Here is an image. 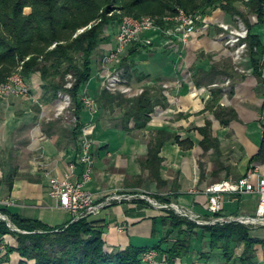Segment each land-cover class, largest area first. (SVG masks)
<instances>
[{
  "label": "crops",
  "instance_id": "0c3cea01",
  "mask_svg": "<svg viewBox=\"0 0 264 264\" xmlns=\"http://www.w3.org/2000/svg\"><path fill=\"white\" fill-rule=\"evenodd\" d=\"M260 33H264V29ZM261 38L264 40V36L261 35ZM175 41L178 42V39L175 38ZM207 41L211 42V46H208L209 50H205L213 51L217 44H214L216 37L209 35ZM108 46L111 49L115 43H109ZM194 49L188 50L190 54H185V59L189 61L177 62L175 58L173 66L169 60L168 63L156 65L154 77L141 85L149 88L159 82L163 83L166 99L155 107L149 122L142 129H135L133 122L125 126L123 118L115 115V112L121 110L119 107L111 109L100 105L98 99L102 90L99 77L102 68L101 62H98L100 59L94 55L95 76L89 81L88 92L97 99L100 109L88 130V135L93 140L95 163L87 188L94 195L95 202H100L115 192H143L160 202L190 208L206 217L209 213L205 190L214 183L213 179L216 180L215 183L231 180L236 175L230 176L229 173L239 174L238 167L245 168L242 176L246 173V167L258 168V172L264 175V164L250 161L258 153L262 140L260 120L264 117V80L254 75L249 56L244 58L245 74L238 75V79L231 80L226 75L222 76L223 74L213 81L208 77L202 78L205 75L198 76L197 71H210L214 62H197L192 57L195 54L193 51L200 48ZM145 54L140 53L139 58L143 59ZM152 55L155 57L157 54ZM144 73L145 77L150 74L148 69H144ZM195 79H198L199 84L195 83ZM218 93L220 99L215 105L213 96ZM39 96L35 94L34 98L38 99ZM57 103L55 99L40 108L33 99L17 95L0 96V152L11 151V148L17 152L12 160H8L7 156L2 157L6 158V162L0 164V197L13 201V205L8 207L11 214L39 220L49 227L63 226L72 219L70 213L58 209L55 201L49 197V177L65 179L71 174L70 166L77 161L79 153L74 127L62 125L63 120L56 118L48 119L42 125L40 116L45 111L50 114ZM50 105L53 107L50 108ZM217 107L227 110L226 115L229 111L227 116L234 119H225L226 125L221 124L217 117L220 108ZM88 119L85 111L80 113L82 123ZM207 123H210L212 136L219 141L218 152L213 149L205 151L200 145L203 137L199 130ZM58 127L62 128V132L57 131ZM159 131L170 136L159 135ZM174 136L180 141L189 139L193 146L189 150L182 149ZM152 149H158L157 157L160 162L157 164L148 162L149 151ZM204 155H209L207 161L203 160ZM231 162L233 165L230 166ZM79 175L80 169L77 168L71 178L75 179ZM10 179L11 189L6 185ZM257 203L255 196L226 195L221 215L254 216ZM57 210L63 211L68 218L53 225L45 219L44 213ZM168 212L157 210L146 201L137 200L114 204L88 219L101 229L104 250L111 253L125 250L129 246L152 248L170 228L163 224L160 236H156L155 224ZM119 225L125 229L118 231L116 227ZM156 238L155 243L149 245ZM260 239L264 240L262 237ZM256 248L253 262L264 264V245Z\"/></svg>",
  "mask_w": 264,
  "mask_h": 264
},
{
  "label": "trees",
  "instance_id": "16d2710c",
  "mask_svg": "<svg viewBox=\"0 0 264 264\" xmlns=\"http://www.w3.org/2000/svg\"><path fill=\"white\" fill-rule=\"evenodd\" d=\"M104 1L107 0H0V62H11L12 64L23 62L21 73L24 76L38 74L42 89L41 99L44 103L50 104L57 99L58 92L66 90L73 101L74 115L77 118L74 129L75 139L78 138L83 126L80 113L84 111V105L80 100V93L92 78L93 57L96 49L108 41V38L103 36L102 30L106 24L102 20L104 15L98 14L102 8L100 3ZM112 1L124 3L122 10L125 13L143 7L140 14L145 13L152 18H157V25L165 27L164 29L168 26H165L161 21L165 17L163 14L175 16L179 9L189 14L196 10L207 11L217 8L227 14L243 17L249 29L245 42L248 45V56L253 73L258 79H262L264 40L261 35L264 36V33L260 32L264 29V0H249L246 3V7L257 17L256 25H251L243 13L238 10L239 8L235 6L238 0ZM149 5H153V8H150ZM27 7L31 8L29 15L24 13V9ZM96 18L101 19L99 24L76 34L79 29L86 27ZM121 19L115 18L118 25ZM168 24L172 26L173 22ZM51 47L54 48L50 49ZM139 48V44H134L128 52V59H131L132 63L140 54ZM125 64V62L122 63V66ZM228 69L231 70V68ZM197 72H199L198 76L204 74V78L208 77L211 81L215 75L226 74V71H220L215 66L208 72L202 70ZM68 76L73 78L74 83L71 89L67 90L64 89V86ZM125 76L129 77L130 75L125 72ZM144 78L146 77L143 76L139 81ZM195 83L199 84L198 79H195ZM157 89L147 87L142 94L133 98H126L120 93L113 94L103 90L98 101L105 108L112 109L114 106L121 108L125 126L133 122L135 129H142L149 122L150 114L155 107L164 100L166 101L164 95L161 94L163 92ZM213 98L216 105L220 99L219 93L214 94ZM226 111L220 108L217 114L221 124L224 125L228 119H234L228 117L229 111L227 115ZM225 119L227 121H224ZM199 132L203 137L200 142L202 148L205 151L213 149L218 152L219 141L212 136L210 123H207ZM160 134L170 136L162 131H159ZM174 137L177 144L184 150H189L193 146L189 139L180 141L177 136ZM158 143L161 144V142ZM157 152L158 149L149 151V163L160 162ZM250 161L264 164V134L258 153ZM6 185L11 189V179L7 180ZM0 212L7 215L19 230L26 232L12 231L6 226V222L0 220V239L12 236L17 240L16 246L9 245L7 247L5 256L7 261L13 254H17L19 257L17 264H145L142 262V254L148 248L129 246L122 251L105 252L101 229L95 227L88 218L73 223L68 222L59 227H49L39 220L26 219L20 215L11 214L8 207H1ZM161 221L163 224L169 225L170 228L152 248L159 252L158 264H177V262L184 261L192 250L193 238L196 234L200 236V239L208 235V240H206L208 245L211 249H217L222 253L226 264L232 261L234 248L239 244L243 245L242 253L232 264H254L256 247L264 245V240L254 237L250 229L234 223L223 226L198 225L180 218L172 212H168ZM174 233L176 234L175 240H170V236ZM166 244L170 245L167 249L163 247Z\"/></svg>",
  "mask_w": 264,
  "mask_h": 264
},
{
  "label": "rangeland",
  "instance_id": "374dc122",
  "mask_svg": "<svg viewBox=\"0 0 264 264\" xmlns=\"http://www.w3.org/2000/svg\"><path fill=\"white\" fill-rule=\"evenodd\" d=\"M248 2L249 1L238 0V2H236L235 6L237 8H239L238 10L241 13H243V15L247 18V20L251 23V25H256L257 17L251 12V10L249 8L246 7V3H248ZM100 4H101L102 8L99 10L98 14L104 15L102 20L106 24L102 28V30L104 32L103 36H105L106 39L108 38L107 39L108 41L106 43L104 42L105 44L104 43L102 44V47H103L102 49H101V46L96 49L95 56L100 59V61H98L99 63L101 62V60L104 57V55L106 54V52L109 50V48H110L108 46L109 43H115L114 38L117 35L118 29H119V25L117 23V20L115 21V18L124 19L127 17H132L135 19H142V18L151 17L150 15L145 14V13L140 14V11H141V9H143V7L138 8V9L135 8V10H132L130 13H125L122 10L123 9L122 5H124V3H120V2L115 3L112 0H107V1L101 2ZM149 7L153 8V5H149ZM144 9H146V7H144ZM192 11H194V10H192ZM197 11H199V12H197ZM30 12H31L30 7H27L24 9V13L26 15H29ZM180 12H182L184 15H192L193 16V23L188 27L189 31L187 33V42L185 44H183L180 41V36H178L179 35L178 33H176V35H172V36L168 37V35L166 34L167 33L166 29H164L165 27H161V25H160V28L162 30H164L165 34H161L159 36V38H155V37L152 38L151 35L145 36V38L151 37V39H153V40H151V44L147 45L146 48L143 47V49L146 51L145 52L146 54L144 55L143 59L139 58L140 54H138L134 60L135 62L132 63L133 61H131V59H128V57H129L128 52L132 49L134 44H138V43L135 42V43L131 44L130 46H127L126 50L121 55V58L119 60V66L121 68H123V70H124L123 79L125 78L126 80H128L130 82L129 85H131L134 89L144 88V87H141V85L144 83V81H147L151 77H154L153 76V70L155 69L156 65H160L161 63H166L167 60H169V63L170 64L172 63L171 66H173L174 65L173 61L175 58H177L176 59L177 62H182L185 60L189 61V59H185V54H187V53L190 54V52L188 50H195L194 48H200V49L196 50L195 52L193 51V53H195V54H193V56L191 55L192 57L195 58V60L197 62H199L200 60L202 62H208V61L211 63L214 62V66H217L218 70L226 71L225 72L226 74L215 75L212 79L217 80V79H219V77H221V75L222 76L226 75L227 77H230V79L232 80L233 78H237L238 75L241 76V75L245 74L244 72H245V67H246L245 63L246 62H245L244 58L248 57V45L245 42V40L247 39L248 34L244 40H241L238 44H235L234 46H230V36H233V35L236 36L237 33L242 34L245 31L248 33L249 29H248L247 24L245 23L243 17H241L239 15H235V14L234 15L227 14L224 11L217 9V8H211V9H208L207 11H205V10L203 11L202 9L196 10V12H191L189 14H187L185 11L179 9L178 13L175 16L164 13L163 16H165V17H163L161 19V21L164 22L165 26H168V29H169L170 28V25L168 24L169 22L165 21V18H170L172 20V22L174 23V26L177 27L179 25V23L176 22V19L178 18ZM135 16H137V17H135ZM197 17H199V18L196 19ZM100 22H101V19L96 18L95 20L88 23V25L86 27L79 29L76 32V34L84 32V31L90 29L92 26L99 24ZM209 31H210V34H209ZM152 34H155V33H152ZM209 35H211V37H213V36L216 37V41L214 44L217 43L216 45L213 44L214 47H216V48H214V50L210 51V52L205 50V48L207 50H209L208 46H211L210 45L211 42L207 41L209 39ZM192 36H193V38H191ZM112 38H113V40H112ZM175 38L178 39V42L175 41ZM242 43H244V44L246 43L245 44V51L240 52L239 58L237 59L236 56L234 55V53H235L236 49ZM54 47H51L50 49H52ZM139 49H141V47ZM175 49L178 51H176ZM139 51H141V50H139ZM139 53H141V52H139ZM143 54L144 53H142V55ZM152 54H157V55L155 57H153ZM180 56H181V58H180ZM125 58H127L126 61H125ZM96 61H97V59H96ZM122 61H124L126 63L124 66H122V63H124ZM22 64H23V62H21L19 64H15V63L12 64L11 62L4 63L3 61L0 62V85L7 83L10 79H12L14 77H20L29 85V89H30V93L27 96H21V97H25V98H28L30 100L33 99L34 103L38 107L44 108V105H46V103H44L41 99L42 89H41V83H40L39 75L34 74V76L33 75H31L29 77L24 76L21 73L22 72V69H21ZM100 64H101V68H102V63H100ZM131 64H133V65H131ZM129 65H130V67H129ZM92 68L94 71L95 70L94 63L92 65ZM228 68H231V70H229ZM144 69H148L150 74L146 78H144L145 80L143 79L142 81H139V79H141V78H143V76H145ZM227 70H229V72H227ZM125 72H127L130 76L126 77ZM100 73L103 74V70H101ZM263 73L264 72L262 71V80H264ZM92 76H95V74L93 73ZM202 78H204V76ZM71 80L73 81V78H71L69 80V76H68L67 77V83L65 84L64 89H67V90L71 89L74 81L72 82V86L70 88L67 87L68 83H71L70 82ZM157 81L159 82V80H157ZM162 85H163V83L159 82V84H155L154 85L155 87L153 86V88L157 89V87H158V89L161 90L160 92H163L164 89L162 88ZM60 92H64L71 99L70 95L66 92V90H62ZM111 93L122 94L119 90L111 92ZM35 94H37V96L40 95L38 97V99L34 98ZM161 94L164 95L163 93H161ZM80 95H81V93H80ZM122 95L126 98H133V97H128L125 94H122ZM57 106H58V103L54 107L52 105H50L49 106L50 108L53 107V109H51V113L46 114V111H45V113L40 116V120L42 121V125H44L45 121H48V119H50V120L51 119H53V120L57 119V120H63L62 125L70 126V127L72 126L75 128L76 125L72 121L71 114L66 112V111L71 112L72 110H74V104H73L72 99H71L70 106L67 109H65L61 114L58 113V111H57L58 107ZM115 115H118V117L120 116V118H123L122 109L120 111H118V113L115 112ZM54 118H56V119H54ZM260 122H261L262 128L264 130V120L261 119ZM59 127H61V126H59ZM59 127H58L57 131L60 133V132H62V130H61L62 128H59ZM263 130H262V136L264 134ZM15 153H17V152L14 148H11V151H7L5 153L3 151H1L0 152V164L2 165L6 162V158H2L3 156L4 157L7 156V158H9L8 160H10V159L12 160L13 159L12 157L15 156ZM231 158H232V156H230V159ZM208 159H209V155L203 156V160L207 161ZM215 160H216V158H215ZM232 162H231L230 166L233 165ZM76 163H77V161L74 162V164H76ZM94 163H95V157H94ZM77 167L80 170L82 169L80 166H77ZM93 167H94V164H93ZM238 168L240 169V170H238L239 174H234V173L231 174V172L229 173L230 176L236 175V176H234L235 178L233 177V179H240L241 177H245L251 171H253V168H251V167L247 168L246 167V170H245L246 173H245V175L242 176V172L244 171L245 168H242V167H238ZM231 169L233 170V167ZM233 179L231 178V181H235ZM215 181L216 180L213 179L212 182L215 183ZM119 194H125V193H119ZM110 195H107L104 198V200L107 197H109ZM2 199H6V198L0 197V200H2ZM93 199L95 200L94 195H93ZM151 200H154V202L161 203L159 200H156L154 198H151ZM96 203H98V202H96ZM0 208H1V206H0ZM157 210H160V209H157ZM169 212H172V211H169ZM150 213H153V211H150ZM236 215H238V214H236ZM44 217H45V219H48V221H50V223L52 222L53 225L58 224V223H62L64 218H66V219L68 218V216L61 210L50 211L49 213H46V214L44 213ZM208 217H209V215L206 217L202 216V218L204 220L208 219ZM10 224L13 227L18 229V227H16L12 223L11 220H10ZM238 225H241V224H238ZM205 226H209V225H205ZM241 226H244V227H247L248 229H250L252 235L257 236L259 238H261V237L264 238V228L263 229L262 228L254 229L251 226H246V225H241ZM152 227H154V225ZM162 227H163L162 221H158L155 224L154 228L157 231V235H156L157 237L160 236V233L162 232ZM199 232H200V230H199ZM175 235H176L175 233L172 234L170 236V240H175V238H176ZM207 236L208 235H206L200 239L199 238L200 236L198 234H196V236L193 238L194 241L192 243V250H191L190 254L186 257V259L184 261L177 262V264H226V260L223 258L222 253L219 252V250H217V249H211L210 248V246L208 245V243L206 241V240H208ZM158 239H160V238H158ZM155 240H157V238L154 239L153 241L149 242V245H152L153 243H155ZM169 244L163 245V247L167 249L168 247H170ZM9 245L16 246L17 245L16 238H13L12 236H6V237H2L0 239V264H17V260H18L17 254H13L10 257L11 259L9 261H7V259L5 257L7 247ZM152 248H149L147 251H151L155 254L156 261L154 262V264H158V259L160 256L159 252L156 249H152ZM242 250H243V246L241 244H240V247L234 248V252L232 255V261L228 264H232V262L236 261L238 256H240V254L242 253ZM263 251H264V249H263Z\"/></svg>",
  "mask_w": 264,
  "mask_h": 264
},
{
  "label": "built area",
  "instance_id": "2783aa9c",
  "mask_svg": "<svg viewBox=\"0 0 264 264\" xmlns=\"http://www.w3.org/2000/svg\"><path fill=\"white\" fill-rule=\"evenodd\" d=\"M249 1V0H244ZM197 17L196 19H198ZM200 20V19H199ZM165 21L172 22L170 18H165ZM176 22L179 23L177 27L174 23L170 28H166V34L169 36H180V41L185 44L187 42L188 27L193 23L192 15H184L179 13ZM155 33V34H152ZM161 34H165L164 30L157 25V18H142L135 19L127 17L121 19L119 23V29L115 36V46L109 49L101 60L103 74L100 75L101 90L117 91L128 97H135L142 94L143 89H134L129 85L128 80L124 76V70L119 66V60L121 55L126 50L127 46L137 42L141 47L140 52L145 54L143 49L147 45L151 44V37L159 38ZM247 32L237 33L236 36H230V46L238 44L241 40L247 37ZM151 35L150 38L145 36ZM143 39V40H142ZM246 44V43H245ZM245 44L242 43L235 51L234 55L239 58V53L245 51ZM244 53V52H243ZM264 72V70H263ZM264 77V73H263ZM71 76H69V80ZM68 83L67 87L72 86ZM88 84L84 86L80 99L84 105V111L88 114V121L82 123L81 132L78 135L79 154L77 155V163L72 164L71 174L65 179H58L55 177H49L48 195L52 198L58 209L66 211L72 215L71 223L77 222L82 219L89 218L91 216L99 215L106 207H110L114 204L130 203L137 200H145L155 209L172 211L176 216L194 222L198 225H226V224H241L251 226L254 229L264 228V175L258 172V168H253L247 176L240 178L236 181L225 180L211 184L205 193L208 196L207 211L209 213L208 219L204 220L201 215L194 212L190 208L179 206L173 203H158L151 200L149 196L143 192L134 193H113L105 200L96 203L93 199V195L87 188V184L91 180V174L94 164L93 153V140L89 138L88 130L93 125L99 113V104L97 99L92 97L88 92ZM30 93L29 85L20 77H14L7 83L0 85V96H27ZM58 108L57 111L61 114L65 109L70 106L71 99L64 92H58L57 94ZM72 121L76 125L77 118L74 115V110L71 112ZM74 115V116H73ZM264 120V117H262ZM76 127V126H75ZM264 131V130H263ZM80 166V175L75 179H72L73 172ZM226 195H250L257 198V209L254 216L249 215H221L223 210V198ZM13 205V201L9 199L0 200L1 207H10ZM0 220L6 222L10 230L15 232H23L10 224L9 217L0 212ZM118 231H123V226L116 227ZM156 261L155 254L151 251H146L142 254V262L145 264H154Z\"/></svg>",
  "mask_w": 264,
  "mask_h": 264
},
{
  "label": "water",
  "instance_id": "95a60500",
  "mask_svg": "<svg viewBox=\"0 0 264 264\" xmlns=\"http://www.w3.org/2000/svg\"><path fill=\"white\" fill-rule=\"evenodd\" d=\"M19 232V231H18Z\"/></svg>",
  "mask_w": 264,
  "mask_h": 264
}]
</instances>
